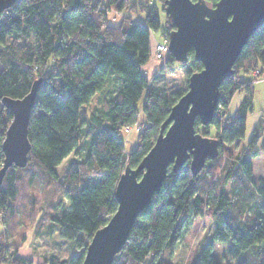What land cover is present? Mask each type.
<instances>
[{
    "label": "trees",
    "instance_id": "16d2710c",
    "mask_svg": "<svg viewBox=\"0 0 264 264\" xmlns=\"http://www.w3.org/2000/svg\"><path fill=\"white\" fill-rule=\"evenodd\" d=\"M165 1L158 0L162 2L159 9L157 1L138 0L145 24L108 22L110 10H124L129 0H16L0 14V167L2 143L13 119L2 104L3 97L22 98L41 79L28 128V163L57 180L55 168L82 144L81 108L105 91L113 77L119 80L117 89L88 115L87 152L83 159L71 162L62 182L68 206L61 215L51 217L60 237L85 249L69 259L50 255L46 264H82L88 242L82 241L81 233L90 240L116 211L120 175L127 166L139 165L181 96L148 88L142 71L153 53L150 30H162V37L165 31L168 37L166 31L171 29ZM163 18L166 26L161 29ZM188 55L191 73L201 70L203 64L194 59L192 49ZM166 60L176 62L172 54ZM256 69L264 72V24L251 35L235 61L234 73L220 86L218 107L224 109L237 91H245L240 112L221 124L216 110L203 129L209 136V125L215 127V137L221 140L219 155L208 158L197 175L191 171L190 159L178 172L169 167L161 189L138 215L113 264H172L165 251L174 248L194 219L207 214L216 227L192 264H230L216 257L215 243L227 245V257L234 264H264V178L256 180L252 166L254 158L264 156L263 119L256 123L247 146L226 167L223 187L214 190L210 185V171L221 159L222 143L232 145L245 136L247 113L254 109V89L252 81L240 78V72ZM137 122L142 124L137 145L126 157L125 127ZM196 125L199 131V119ZM20 169L24 168L12 165L6 172L0 187V219L7 210L12 212ZM0 264H33V260L0 241Z\"/></svg>",
    "mask_w": 264,
    "mask_h": 264
},
{
    "label": "water",
    "instance_id": "95a60500",
    "mask_svg": "<svg viewBox=\"0 0 264 264\" xmlns=\"http://www.w3.org/2000/svg\"><path fill=\"white\" fill-rule=\"evenodd\" d=\"M15 1L0 0V14ZM165 13L172 27L168 35L170 54L186 63L192 49L203 68L189 76L188 90L172 106L139 165L127 166L120 175L115 190L117 209L93 234L82 264H113L138 215L161 189L169 167L178 172L190 159L191 171L197 175L208 158L219 155L221 140L198 131L196 121L202 125L212 122L222 82L234 73L243 47L264 24V0H218L215 5L206 0H166ZM40 83L41 79H36L22 98L1 100L13 119L2 143L0 187L9 167H24L29 160L28 128Z\"/></svg>",
    "mask_w": 264,
    "mask_h": 264
},
{
    "label": "rangeland",
    "instance_id": "374dc122",
    "mask_svg": "<svg viewBox=\"0 0 264 264\" xmlns=\"http://www.w3.org/2000/svg\"><path fill=\"white\" fill-rule=\"evenodd\" d=\"M106 3L107 0H102ZM157 1L158 0H154ZM162 2H158V8H161ZM104 5V4H103ZM108 22L114 26H119L127 22H141L145 24V14L141 10L138 0H129L128 6L117 11L111 9L108 13ZM165 19H162V28L166 26ZM162 31V30H161ZM161 31L156 33V39H161ZM165 31L163 34L164 38ZM155 40L151 35V48L153 51ZM153 55V53H152ZM155 59L154 66H151ZM52 63V62H50ZM251 70V69H250ZM240 72V78L253 82V106L254 109L247 113V123L244 138H241L232 145L222 143L221 159L218 160L214 169L210 171V185L218 189L223 187V176L226 167L230 162L236 159L241 151L247 146L253 134L256 123L264 120V72L260 70ZM142 71L149 80L148 88H157L163 91L165 95L177 98L188 90L189 76L191 73L190 62L180 63L178 61L168 63L166 59H156L151 57L147 66H142ZM119 86L118 78L113 77L106 90L97 94L93 101L84 105L81 110L83 119L82 144L78 151L71 153L55 169L58 173L57 180H50L45 176L41 169L33 164H27L24 169L18 172V194L12 204L11 210H7L1 215L0 219V241L12 248L17 247L19 254L28 256L33 260V264H46L45 259L50 255H56L61 259H69L73 255L81 254L85 249L78 247L74 242L60 237L58 226L52 221V215H61L63 209L68 206V201L63 197L62 182L68 172L72 161L83 159L87 152V118L91 110L100 104V101L113 93ZM245 91H237L227 109L217 108V118L221 124L225 123L229 117H233L240 112L241 103L245 97ZM178 101V100H177ZM143 115H139L138 120L143 121ZM207 125H202L198 129L205 133L203 129ZM209 136H216V129L209 125ZM138 135L136 130H132L125 136L126 157L134 144L132 137ZM137 143V140H136ZM253 176L256 180L264 178V156L260 155L252 160ZM229 185L225 186V191H230ZM215 190V188H214ZM216 224L209 214L204 217L193 220L187 233L181 237L172 250L165 251V257L172 264H192L196 262L203 247L209 242L215 230ZM80 238L85 243L90 242L86 234L81 233ZM216 257L222 259L223 263H232L227 257V245L222 243L213 244Z\"/></svg>",
    "mask_w": 264,
    "mask_h": 264
},
{
    "label": "built area",
    "instance_id": "2783aa9c",
    "mask_svg": "<svg viewBox=\"0 0 264 264\" xmlns=\"http://www.w3.org/2000/svg\"><path fill=\"white\" fill-rule=\"evenodd\" d=\"M150 31H151V35L153 36V39L155 40L154 48H153V56L159 60L166 59L170 54L168 37H164L157 40L156 32H154L153 30ZM141 129H142V124L140 122H137L132 126H126L125 132L126 134H129L132 130L139 131Z\"/></svg>",
    "mask_w": 264,
    "mask_h": 264
},
{
    "label": "crops",
    "instance_id": "0c3cea01",
    "mask_svg": "<svg viewBox=\"0 0 264 264\" xmlns=\"http://www.w3.org/2000/svg\"><path fill=\"white\" fill-rule=\"evenodd\" d=\"M153 56V55H152ZM154 61L152 62V64H151V66H154V64H155V59H153ZM150 61V60H149ZM149 61H148V63L145 65V66H147L148 64H149ZM136 140H137V135H134L133 137H132V141L134 142V144H137L136 143ZM23 255V254H22ZM25 257H28L27 255L25 256Z\"/></svg>",
    "mask_w": 264,
    "mask_h": 264
},
{
    "label": "flooded vegetation",
    "instance_id": "af4514ba",
    "mask_svg": "<svg viewBox=\"0 0 264 264\" xmlns=\"http://www.w3.org/2000/svg\"><path fill=\"white\" fill-rule=\"evenodd\" d=\"M171 29H172V27H171ZM171 29H168V30L166 31V32H168V33H167L168 35H169V31H170ZM167 34H166V35H167ZM168 38H169V36H168Z\"/></svg>",
    "mask_w": 264,
    "mask_h": 264
},
{
    "label": "snow or ice",
    "instance_id": "6c2138e0",
    "mask_svg": "<svg viewBox=\"0 0 264 264\" xmlns=\"http://www.w3.org/2000/svg\"><path fill=\"white\" fill-rule=\"evenodd\" d=\"M197 2H198V0H197ZM217 2H218V0H217Z\"/></svg>",
    "mask_w": 264,
    "mask_h": 264
}]
</instances>
